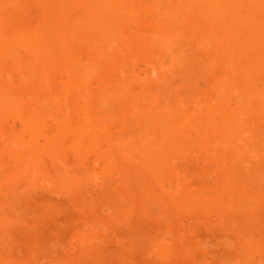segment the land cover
<instances>
[{"label":"rangeland","instance_id":"374dc122","mask_svg":"<svg viewBox=\"0 0 264 264\" xmlns=\"http://www.w3.org/2000/svg\"><path fill=\"white\" fill-rule=\"evenodd\" d=\"M0 264H264V0H0Z\"/></svg>","mask_w":264,"mask_h":264}]
</instances>
